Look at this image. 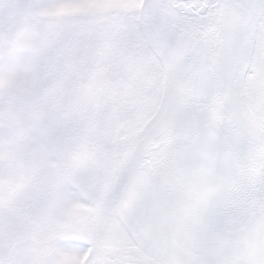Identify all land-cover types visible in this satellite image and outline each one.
<instances>
[{"label": "snow or ice", "instance_id": "obj_1", "mask_svg": "<svg viewBox=\"0 0 264 264\" xmlns=\"http://www.w3.org/2000/svg\"><path fill=\"white\" fill-rule=\"evenodd\" d=\"M0 264H264V0H0Z\"/></svg>", "mask_w": 264, "mask_h": 264}]
</instances>
